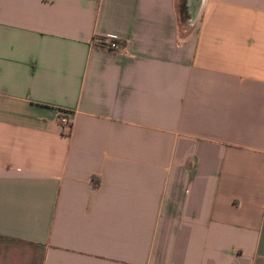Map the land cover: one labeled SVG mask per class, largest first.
Returning <instances> with one entry per match:
<instances>
[{"label":"crops","instance_id":"obj_1","mask_svg":"<svg viewBox=\"0 0 264 264\" xmlns=\"http://www.w3.org/2000/svg\"><path fill=\"white\" fill-rule=\"evenodd\" d=\"M180 1L0 0V264H264V0Z\"/></svg>","mask_w":264,"mask_h":264},{"label":"built area","instance_id":"obj_2","mask_svg":"<svg viewBox=\"0 0 264 264\" xmlns=\"http://www.w3.org/2000/svg\"><path fill=\"white\" fill-rule=\"evenodd\" d=\"M102 37L104 38L105 42L103 44H101V46H104V47L111 49V50H119L120 49L121 44H120L117 37H114V36H102ZM59 120L64 125H69V123H70V118H68L64 114L60 115Z\"/></svg>","mask_w":264,"mask_h":264},{"label":"rangeland","instance_id":"obj_3","mask_svg":"<svg viewBox=\"0 0 264 264\" xmlns=\"http://www.w3.org/2000/svg\"><path fill=\"white\" fill-rule=\"evenodd\" d=\"M180 17L182 20L181 21V29L186 28L185 26H189V25H191V23H193L195 21V19H191V17H190L189 1H187V2H186V0L180 1Z\"/></svg>","mask_w":264,"mask_h":264},{"label":"water","instance_id":"obj_4","mask_svg":"<svg viewBox=\"0 0 264 264\" xmlns=\"http://www.w3.org/2000/svg\"><path fill=\"white\" fill-rule=\"evenodd\" d=\"M203 0H189L191 19H195Z\"/></svg>","mask_w":264,"mask_h":264},{"label":"trees","instance_id":"obj_5","mask_svg":"<svg viewBox=\"0 0 264 264\" xmlns=\"http://www.w3.org/2000/svg\"><path fill=\"white\" fill-rule=\"evenodd\" d=\"M184 19V18H183ZM93 42L98 44V45H101L103 44L105 41H104V38L102 36H94L93 37Z\"/></svg>","mask_w":264,"mask_h":264}]
</instances>
